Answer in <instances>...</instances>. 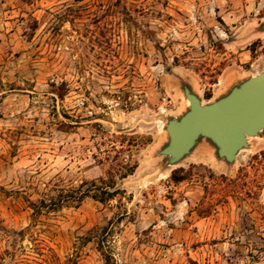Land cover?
<instances>
[{"label":"rangeland","instance_id":"1","mask_svg":"<svg viewBox=\"0 0 264 264\" xmlns=\"http://www.w3.org/2000/svg\"><path fill=\"white\" fill-rule=\"evenodd\" d=\"M263 70L264 0H0V264H264V131L163 153L187 88Z\"/></svg>","mask_w":264,"mask_h":264},{"label":"water","instance_id":"2","mask_svg":"<svg viewBox=\"0 0 264 264\" xmlns=\"http://www.w3.org/2000/svg\"><path fill=\"white\" fill-rule=\"evenodd\" d=\"M189 110L167 126L170 136L163 153L175 163L189 154L201 137L210 140L219 156L233 162L248 138L264 131V70L236 83L223 96L208 103L189 88Z\"/></svg>","mask_w":264,"mask_h":264},{"label":"trees","instance_id":"3","mask_svg":"<svg viewBox=\"0 0 264 264\" xmlns=\"http://www.w3.org/2000/svg\"><path fill=\"white\" fill-rule=\"evenodd\" d=\"M207 98L211 97V94H206ZM134 170V166L131 168H128L123 174L122 177H126L128 174H130ZM189 175L188 170H186L184 167H178L172 170L171 177L174 181H180L183 179H186ZM80 187L76 188H63L61 192L57 196H53L52 200L57 204V207L63 203H69V202H75L79 203L83 200L86 196H91L95 199H99L101 201L111 199L113 198L117 193H119L121 190L116 186V184L113 182L109 187L111 188H99V186H96V183H93V187L82 189ZM99 191V192H98ZM101 251L105 255L107 261L109 260V255L104 252V249L101 246Z\"/></svg>","mask_w":264,"mask_h":264}]
</instances>
